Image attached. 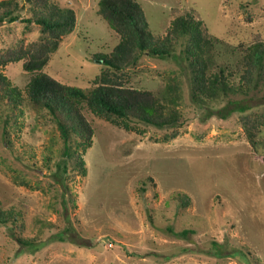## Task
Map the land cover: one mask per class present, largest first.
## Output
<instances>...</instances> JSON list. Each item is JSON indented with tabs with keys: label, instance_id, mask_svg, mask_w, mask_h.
<instances>
[{
	"label": "rangeland",
	"instance_id": "1",
	"mask_svg": "<svg viewBox=\"0 0 264 264\" xmlns=\"http://www.w3.org/2000/svg\"><path fill=\"white\" fill-rule=\"evenodd\" d=\"M54 1L73 8L78 25L64 37L46 70L64 83L90 87L104 65L92 55L110 52L119 36L97 14L98 0ZM138 1L157 35H165L180 15L202 19L220 39L216 70L227 65L237 83V45L260 32L264 38V0ZM248 1L253 2L250 14L243 8ZM40 34L36 24H7L0 28V49ZM187 42L165 60L144 54L130 82L157 91L173 78L180 81L179 107L188 122L177 138L164 142L166 130L152 126L145 135L127 131L84 109L95 134L84 156L87 175L71 171L77 205L69 211L71 223L54 209L62 187L50 184L63 146L55 122L26 99L17 124L13 117L8 125L7 144L5 120L12 115L0 102V202L20 211L24 228L17 234L36 244L19 243L8 230L12 225L0 224V264H264V167L238 111L227 113V102L213 103L216 111L208 118L192 104L183 52ZM4 72L22 90L30 80L20 63H10ZM260 90L246 102L253 115L264 114V88ZM257 139L264 140V126ZM180 192L191 198L188 208L175 199ZM67 226L72 230L63 234L65 241L50 238ZM184 229L190 232L182 236Z\"/></svg>",
	"mask_w": 264,
	"mask_h": 264
},
{
	"label": "trees",
	"instance_id": "2",
	"mask_svg": "<svg viewBox=\"0 0 264 264\" xmlns=\"http://www.w3.org/2000/svg\"><path fill=\"white\" fill-rule=\"evenodd\" d=\"M252 4L248 1L243 5L249 14ZM97 14L118 34L119 41L110 52L92 55L94 60H100L104 65L91 86L84 88L64 83L46 70L64 37L76 29V11L54 0H0V28L23 22L36 24L41 31L36 40L26 42L22 38L8 42L0 49V102L10 107L12 115L6 117L4 137L6 143L11 144L8 125L13 117L17 124L19 114H22L20 107L26 99L35 110L47 111L51 116L63 146L50 184L62 187L59 188L60 198L54 209L64 220L71 223L69 211L77 206L70 185L71 171L87 175L84 156L94 141L95 130L83 112L85 108L115 126L140 135H145L150 126L166 130L161 138L164 142L181 134L188 117L179 107L182 99L180 81L173 78L157 91L135 88L130 82L132 69L144 54L163 60L174 57L183 40L188 41L183 52L190 76L192 104L203 109L208 118L216 111L213 103L227 102L224 106L227 113L238 111L240 124L254 146L255 157L264 167V140L257 139L260 128L264 126V114L253 115L246 103L264 88V38L261 32L255 35L253 41H240L236 47L240 54L237 83L231 79L234 73L227 71V65L216 70L219 36L213 35L205 22L191 13L176 17L163 36L151 30L138 0H98ZM249 18H252L251 15ZM10 63H20L22 70L30 74L24 90L15 86L5 74L4 68ZM147 181L153 183L152 177H148ZM175 199L182 208H188L192 203L186 193H178ZM149 215L154 224L151 212ZM20 216V211L7 210L0 202V224H11L8 230L19 243L36 245L34 239L17 234V229L24 228V224L19 223ZM71 230L69 226L64 227L50 238L57 236L54 240L65 241L63 234ZM189 232L184 229L181 234L185 236Z\"/></svg>",
	"mask_w": 264,
	"mask_h": 264
},
{
	"label": "built area",
	"instance_id": "3",
	"mask_svg": "<svg viewBox=\"0 0 264 264\" xmlns=\"http://www.w3.org/2000/svg\"><path fill=\"white\" fill-rule=\"evenodd\" d=\"M110 246H113V244H112V243H110Z\"/></svg>",
	"mask_w": 264,
	"mask_h": 264
},
{
	"label": "water",
	"instance_id": "4",
	"mask_svg": "<svg viewBox=\"0 0 264 264\" xmlns=\"http://www.w3.org/2000/svg\"><path fill=\"white\" fill-rule=\"evenodd\" d=\"M99 62H101V61L99 60Z\"/></svg>",
	"mask_w": 264,
	"mask_h": 264
}]
</instances>
